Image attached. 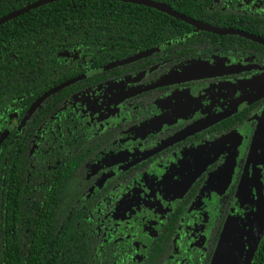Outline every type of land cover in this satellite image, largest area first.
<instances>
[{
	"label": "trees",
	"instance_id": "obj_1",
	"mask_svg": "<svg viewBox=\"0 0 264 264\" xmlns=\"http://www.w3.org/2000/svg\"><path fill=\"white\" fill-rule=\"evenodd\" d=\"M38 1L0 0V18ZM149 1L264 39V15L223 9L222 0ZM193 29L156 9L117 0L54 1L0 25V136L14 123L0 146V264H129V246L101 242L96 230L102 216L95 207L112 184L89 193L95 178L86 177L85 168L128 125L96 132L69 99L126 75L145 72L142 81L154 82L211 45L240 48L264 61L262 44ZM162 46L151 56L120 63ZM162 91L152 89L141 99L151 101ZM247 115L237 113L210 134L219 137ZM172 246L167 238L158 240L143 264H165ZM212 249L197 264H209ZM249 264H264V228Z\"/></svg>",
	"mask_w": 264,
	"mask_h": 264
},
{
	"label": "flooded vegetation",
	"instance_id": "obj_2",
	"mask_svg": "<svg viewBox=\"0 0 264 264\" xmlns=\"http://www.w3.org/2000/svg\"><path fill=\"white\" fill-rule=\"evenodd\" d=\"M222 3L223 9L227 7L236 13L264 15V0L253 2L222 0ZM170 9L175 12L172 8ZM178 14L188 18L181 13ZM195 22L211 29L241 31ZM191 26L195 33L232 35L216 34ZM163 48L165 47L152 49L142 53L140 57L120 63H129L144 56H151ZM219 52L224 53L227 58L226 62H218L211 58L203 60L204 56H216L215 53ZM197 56L195 59L181 62L154 82L144 83L142 81L146 75L145 72L126 75L119 79L103 80L96 86L89 87L69 99L70 107L79 113L96 132L101 133L108 127L118 124L128 125L120 131L122 138L101 151L99 157L86 164L85 168L86 177L95 178L89 193L109 183L112 184L110 189H103L106 196L95 207L102 216L95 222L96 230L101 235V242L116 243L118 241L129 246L132 253L129 264H143L157 241L162 238L169 239L173 244L171 254L168 255L165 264H197L200 259H206L212 245L209 264L219 263L216 260L219 255H231V250L235 248L234 244L238 246L240 237L244 233L242 229L246 216H251L253 221L257 222L251 229L252 236L258 226V216L262 224L264 222L257 214V211H263L264 192L259 198L255 176L248 187L251 191L249 197L243 200L238 194L246 171L250 170L246 163L251 160L248 159L251 142L257 136L261 138L259 134L262 127L257 126V118L264 112V91H256L246 85H240L239 88L237 84L236 87L226 85L231 80H249L264 76V61L257 59L255 54L246 53L240 48L214 45L198 50ZM194 64L235 67L240 70L220 76L156 86L172 74ZM158 65L160 63L153 66L151 70L157 68ZM82 78L84 75L70 80L69 83L72 84ZM152 89H163L164 91L161 96L144 103L141 99L142 94ZM201 109L209 113H199ZM243 110L248 111V115L242 122L232 126L233 128L217 138L210 134V128L218 124L219 128L224 127L229 118ZM204 121L208 122L205 127L166 146V143L174 137L191 130L196 124ZM11 125L0 136L2 139L0 146L12 127ZM157 127H162V130H157ZM151 130L154 131L153 134L141 136ZM238 130L239 133H236L234 138L231 137L229 141H220L229 134L234 135ZM242 132L245 135L249 133L248 148L243 153L240 168L227 197L219 208H215L216 212L212 217L210 213L215 207L214 202L217 201L221 183L211 181L206 185V182L208 175L221 167L224 155L207 164L208 159H204L202 153L212 148V142H220L218 148L223 152L227 151L225 157L234 156L235 146ZM199 135L203 137H198ZM189 139L193 141L185 145ZM194 157L198 160V166L192 163ZM201 166L202 170L196 173L195 171ZM219 170L220 172L216 173L217 176L224 179L222 169ZM183 176H189V180L195 176L196 178L191 180L189 186L182 188L183 192H179V184L182 182L187 185L189 181H186ZM262 184L264 188V181ZM189 193L187 200L189 203L186 209L180 212L179 208L186 203L184 200ZM206 208L210 212H205ZM102 210L105 214H102ZM171 221L176 225L172 233L170 232L173 228ZM224 245H227L229 249Z\"/></svg>",
	"mask_w": 264,
	"mask_h": 264
},
{
	"label": "rangeland",
	"instance_id": "obj_3",
	"mask_svg": "<svg viewBox=\"0 0 264 264\" xmlns=\"http://www.w3.org/2000/svg\"><path fill=\"white\" fill-rule=\"evenodd\" d=\"M250 2L256 1V0H249ZM216 56H212V57H208V56H204L203 60L205 59H215L218 62H226L227 58L225 57L224 53H215ZM217 63V62H216ZM244 65L246 63H243ZM236 84L238 85L237 88H239L240 85H246L248 88H251L253 90H259V91H264V76H259V78L255 77V78H251L249 80H231L228 81L226 85H233L236 87ZM127 95V94H126ZM119 102V101H117ZM97 108V107H96ZM199 113H203V114H208L209 112H206L204 110H200ZM257 126H261V132H260V137L257 136L256 138H254V140L251 142V149L249 151V160L246 163V166H248V168L250 169L249 171H246V174L244 176L243 182L241 184V186L239 187L238 190V194L240 195L241 199H245L247 197H249V194L251 193L250 190H248V187H250V181L252 180L253 176H255V180H256V191L258 193V197L260 198V196L263 194V184L262 181H264V112L262 113L261 116H259L257 118ZM157 130H162V127H157ZM153 130L148 131L146 133H143L141 136L144 135H151L153 134ZM236 133H239V130L235 132L234 135L231 136V134H229L227 137H225L224 139L220 140V141H229L232 138L235 137ZM132 136V134H131ZM248 141H249V133L247 135L244 134V132H242V134L240 135L239 141L236 143L235 146V151L236 154L234 156H226L225 154H227V151H222L218 148V144H220V142H212V148H208V150L204 151L202 154L204 159H208L207 164H209L211 161H213L214 159L218 158L221 155H224V162L221 165V169H222V173L225 175V178L222 179L220 177L217 176V172H220V168L218 170H216L213 173H210L208 175V180L206 182V185H208L211 181H214L216 183H221L220 184V191L219 194L217 195V201L214 202L215 207L212 208V213H210V216H214L216 210L215 208H219L222 204L223 201L225 200V198L228 195V192L230 190V187L232 185V183L234 182L236 175L238 173V170L240 168V164L242 161V157H243V153L245 151L246 148H248ZM211 143V142H210ZM206 144V143H205ZM251 157V158H250ZM193 165L194 166H198V160L196 157H194L193 159ZM202 170V166L195 171L196 173L200 172ZM252 170V173H251ZM251 173V174H250ZM197 176V175H196ZM192 177V181L196 178ZM183 178L187 181L189 180V176H183ZM191 180H189L187 182V185H185L184 183H180L179 184V192H183L181 190H183L182 188H185V186H189L190 182H192ZM253 184V183H251ZM205 185V186H206ZM185 190V189H184ZM217 191V188L215 186V193ZM213 196H215V194H213ZM260 207V205H259ZM258 207V209H259ZM207 210H205V212H210L208 208H206ZM257 214L260 215V217L263 219L264 218V206H263V211H257ZM258 221V226L256 228V230L253 233L252 236V231L251 229H253L254 225L257 224L256 221H253V218H251V216L245 218V221L243 223V229L242 232H244L242 234V236L240 237V242L237 244L235 243V248H233V250H231V255H223L220 256L219 258H216V260L219 263H215V264H247L248 261L250 260V253L253 250V246L256 241L259 240V238L261 237V228L263 226L262 221L260 220L259 216L257 218ZM252 236V239H251ZM224 247H226L227 249H229V247L227 245H224ZM215 261V259H214Z\"/></svg>",
	"mask_w": 264,
	"mask_h": 264
},
{
	"label": "water",
	"instance_id": "obj_4",
	"mask_svg": "<svg viewBox=\"0 0 264 264\" xmlns=\"http://www.w3.org/2000/svg\"><path fill=\"white\" fill-rule=\"evenodd\" d=\"M54 1H59V0H41L38 2H35L31 5H28L26 7H24L23 9H20L18 11H14L2 18H0V25L21 15L24 14L26 12H28L31 9H34L38 6L47 4V3H51ZM117 1H122V2H128V3H132V4H138V5H144L147 7H152L155 8L158 11H161L163 13L168 14L171 17H174L176 19L182 20L188 24L193 25L196 28L202 29V30H206V31H211L213 33L216 34H232V35H237L240 37H245L247 39H250L252 41L261 43L264 45V39L241 32V31H232V30H222V29H211L206 27L203 24L197 23L194 20H190L188 18L183 17L182 15L173 12L167 5L164 4H158V3H153V2H149L146 0H117ZM240 70L239 68H235V67H227V66H209V65H191L187 68L182 69L180 72L174 73L172 74L170 77H168L167 79H165L163 82H160L159 84H157L156 86L161 87V86H165V85H170L176 82H184V81H189V80H194V79H199L202 77H214V76H220L226 73H232L234 71ZM208 124V122L204 121L201 123L196 124L191 130H187L182 132L179 136L174 137L173 139H171L170 141H168L166 143V146L171 145L175 142H178L180 139L187 137L188 135L192 134L193 132H195L198 129H201L203 127H205ZM2 139H0L1 141ZM264 220V218H263ZM264 228V222H263V226L261 228V234ZM258 241L255 243V245H253V250L250 253V260L252 258L254 249L257 245ZM250 260L248 261L247 264H249Z\"/></svg>",
	"mask_w": 264,
	"mask_h": 264
}]
</instances>
